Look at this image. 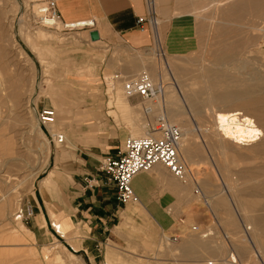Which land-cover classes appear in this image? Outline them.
<instances>
[{
	"label": "rangeland",
	"instance_id": "rangeland-1",
	"mask_svg": "<svg viewBox=\"0 0 264 264\" xmlns=\"http://www.w3.org/2000/svg\"><path fill=\"white\" fill-rule=\"evenodd\" d=\"M211 1L153 0L157 24L151 23L152 42L133 49L114 34L81 27L89 19L80 24L73 20L71 25L77 27L72 28L58 19L52 25L43 23L45 0H0V264H89L86 255L68 245L75 244L68 234L54 230L47 213V203L64 202L69 194L67 155L59 163L56 187L41 185L51 175L56 149L69 145L67 151L76 155V149L97 143L115 146L108 153H116L126 136H142L163 111L184 132L178 146L181 162L198 172L179 179L167 170L170 183L179 189V206L169 207L168 227L157 223L140 203H125L112 236L103 243L100 264H226L230 252L240 264H254L257 248L245 234L255 231L264 243V230L251 223L264 217V141L253 150L219 142L213 112L238 105L220 99L211 103L207 97L223 86L247 85L263 87L254 90L251 99L264 95V6L235 22L220 16ZM193 8L197 13L190 14ZM179 15L190 18L194 30L191 39L180 37L184 44L172 50L161 26L180 27L174 18ZM218 25L244 34L238 40L243 41L241 49L223 64H214L211 53L222 40L232 42L236 36L219 39ZM91 30L98 31L97 39L91 40ZM172 61L180 63L178 69L171 67L173 72L166 65ZM145 69L153 82L163 83L167 96L148 101L125 96L123 82ZM114 74L120 77L108 104L111 87H106L103 76ZM44 106L55 109L53 123L58 121V107L68 109L71 121L51 131L37 118V110ZM248 110L264 122V100ZM56 132L64 134L63 142H56ZM183 145L192 151L185 159L179 153ZM223 184L229 185L228 192L220 191ZM31 204L36 211L31 218H15L20 208ZM40 215L43 224L35 219ZM23 233L31 236L17 235ZM172 234L176 240L170 238ZM257 264H264V258Z\"/></svg>",
	"mask_w": 264,
	"mask_h": 264
},
{
	"label": "crops",
	"instance_id": "crops-1",
	"mask_svg": "<svg viewBox=\"0 0 264 264\" xmlns=\"http://www.w3.org/2000/svg\"><path fill=\"white\" fill-rule=\"evenodd\" d=\"M54 1L62 22L77 20L80 21L78 22L80 24L84 19H93L94 27L98 31L104 30L114 34L126 46L133 49L144 48L152 42L153 30L151 22L147 20L146 0ZM139 16L146 18L140 24L137 22ZM174 18L180 27L174 28L166 23L161 26L162 29H165L172 50L175 45L180 44V37L188 35L191 39L190 33L194 30L190 25V18L185 15ZM185 36L184 38H186ZM181 43L184 44V42ZM191 44L192 42L186 45L191 46ZM66 146L69 145L56 149L54 164L50 170L51 177L45 178V182L43 181L41 185H47L46 187L49 189L56 187L59 183V175H61L59 163H62L61 160L67 155L70 162L66 166L71 172V176L69 174L68 198L56 205L47 203V213L50 209L53 211L55 220L61 224L65 230L64 233L68 234L72 238V242L75 243L74 245L78 246L75 248L68 242L73 250L86 255L89 264H100L98 257L101 255L103 243L112 236V226H115V221L119 219L123 207L127 205L123 206L118 202L114 184L109 182L106 174L99 169L100 162L107 154L116 155L118 151L114 153L115 151L112 150L113 153H108L110 147L115 146L105 147L93 143L88 147L76 149V155H73L71 154L73 150L67 151ZM169 178L171 177L167 169L156 164L150 170L138 173L131 182L132 188L138 196V203L162 227H168L171 224L168 215L169 207L179 206L176 203L179 189L173 186L172 182L170 183ZM35 198L38 208L42 212L36 194ZM35 212L33 210V215ZM48 216L51 221L50 214ZM35 219L39 220L41 224L45 223L43 215L36 216Z\"/></svg>",
	"mask_w": 264,
	"mask_h": 264
},
{
	"label": "bare ground",
	"instance_id": "bare-ground-1",
	"mask_svg": "<svg viewBox=\"0 0 264 264\" xmlns=\"http://www.w3.org/2000/svg\"><path fill=\"white\" fill-rule=\"evenodd\" d=\"M184 1H186V0H184ZM191 1H194V2L199 3V4H201L203 2V0H191ZM210 3H212V7L214 8V10L220 9V12H219V15L220 16H224V18H226V19H228L230 17L235 22L236 21L238 22V21L242 20L244 14L248 13V11H249V13L250 12L251 13L257 12V10L262 9V7L264 6V0H212ZM43 6H44V4L42 3V5H41V19H42V22L43 23L44 22L45 23L46 22L47 23L49 22V25H52L53 23H56L58 21L57 19L54 20V19L49 18L47 16V14H45L43 12V9H42ZM152 8H153V4H152ZM194 9H196V8H193L192 10H190L189 13L191 14L193 12H196ZM153 11H154V14H155V9L154 8H153ZM212 18L213 17H211V19ZM214 18H215V16H214ZM211 19H210V22H211ZM154 22L157 24L156 19H155ZM216 29H217V32H218L217 34H219L218 35V38L219 39H221L220 38L221 36H223V37L226 36V38H228V35H230V36H236L233 39L232 42H228L227 43L226 41L225 42H222L223 40L222 41L220 40L221 42L219 43V46H218L219 49L216 50V51H214V52L211 50L212 51L211 55H212V58H213L212 61L215 62L214 64H223L226 61H228L232 56L235 57L234 54H236V52L238 53V51H239L238 49H241V48H239V46H240V44H242L243 41L241 43H239V42L241 41L240 39L243 38V35L244 34H241L240 32H237L235 28L233 29V28L227 27L225 25H218ZM226 38H224V40H226ZM238 40H239V42H238ZM238 57H239V55H238ZM176 62H178V61H172L171 64L168 63V62H166V65H167L168 69L169 70H172V68L178 69L180 63L179 64H176ZM229 63H232V62L230 61ZM202 65H203V62H202ZM200 67H202V66L200 65ZM146 71L149 72L148 70L145 69V72ZM172 72H173V70H172ZM148 75H149V73H148ZM220 76H222V75H220ZM223 76H225V75H223ZM251 77H253V76H251ZM251 77H250V80H252ZM150 78H151V76H150ZM217 78H220V77H217ZM151 80H152V78H151ZM257 81L258 80H256L255 82H257ZM158 83H161L162 86H163V88H164V85H163V83L161 81L158 82ZM170 86H172V85H170ZM174 86H175V84H174ZM113 88L112 87L110 88V90L112 92L111 91L109 92V101H108V104L112 101V98L111 97H113V95L115 93ZM257 88L258 89H263V87L261 88V86L260 87H257L255 85H247V86H245L244 88H241V89H239V88L233 89V88H230V86H223L219 91L210 93L211 95L209 97H207V101H209L211 103L214 102L216 99H220V100H223V101H226V102L228 101L230 103H233V104L238 105V107H235V108H232V109H226L224 107H220V108H218L217 110H215L213 112L212 116H213V121H214V124H215L214 130H215V135L218 138L219 142H221V143L226 142L230 146H231V144H232V146H233V144H236V145H234V146H236V148H243V149L253 150L255 147H257V145H260L261 144V141H264L263 140L264 139V122H262L258 118V116L255 115V113L253 114V113H251L248 110V109H250V107H252V108L254 107L255 102L260 101V100H262V101L264 100V95L261 98H256V100L250 98L249 95L252 92H254V90H256ZM49 95L50 94L48 93V96ZM163 95L164 96H167L166 93L165 94L162 93L157 98L162 97ZM50 96L53 97V95H50ZM164 96L162 98H164ZM189 106H191V104ZM162 115L165 116L166 119H168L166 117V114H165L164 111L162 112ZM57 120L58 121L55 122V123L47 124L49 126V129L51 131H53V130L56 131L58 128H61V126L65 125V124H67V123H69L71 121L69 119L68 109L66 107H58V110H57ZM88 124H91V123H88ZM89 129H91V128H89ZM196 129L198 130L199 128H196ZM148 131H149V129L147 131H145V133L143 135L147 134ZM183 136H184V132L181 131V137H183ZM64 137L65 136L63 134V140H64ZM232 141L235 142V143H233ZM56 142H58V141L56 140ZM58 143H60V142H58ZM178 146H179V144H178ZM178 146H177V153H178ZM180 147H181V145H180ZM182 147L183 148H180L179 153L181 154V156L183 158L184 157L187 158L189 155L192 154V151L190 149H187L186 148L187 147L186 145H183ZM178 156H179V154H178ZM179 159H180V157H179ZM180 160H183V159H180ZM156 164H161V163H156ZM156 164H154V165H156ZM188 168L189 169H187V167L185 166L186 175L183 178H179V177L174 176L172 173L171 174L174 177H176V178L186 179L188 177L189 172L193 174V172H196L197 171V170L196 171H193L194 169H196L195 167H188ZM38 170H36V172L33 174V177L36 176ZM146 171H148V170H146ZM191 171H193V172H191ZM141 172H144V171H141ZM197 175H199V174H197ZM193 177H195V176H193ZM228 186H226V185L223 184L220 191L228 192L229 191V188H230ZM138 201H139V199H138ZM138 201L133 202V203L137 204ZM48 211H49L48 214H50V218H51V221H52L53 225L57 226V232L60 233L61 235H64L65 234L64 233L65 230L63 229V227L61 226V224L55 220V216H54L53 211L51 209L48 210ZM19 217L21 218V214L19 216H16L15 218L18 219ZM251 223L253 224V226H252L253 228H254V225H258V223H259L260 228L262 230H264V217L258 218L257 220L255 218L253 221L251 220ZM11 231H13V230H11ZM257 234L258 233H256L255 231H253V234L252 235L251 234H248V235L245 234V239L247 240V238H248V240L250 241V243L253 244V246H256V248H257V249H255V252H254V256H255L253 258V263L254 264H257V261H260V259L264 258V245H263L264 243H262L261 239L259 238V236ZM17 235L19 237H22V238H29V236H31V235H27L26 233H23L21 235L20 234H17ZM187 242H189V240ZM73 247L77 248L78 246L77 245H74ZM241 252H243V249H241ZM69 253L71 255L73 254L72 252H69ZM228 255H227V258L225 260L226 264H228V258H229ZM55 256H56V254H55ZM73 256H74V254H73ZM235 257H236V255H235ZM56 259L60 260V256L57 255L56 256ZM247 259L249 260L250 257L247 258Z\"/></svg>",
	"mask_w": 264,
	"mask_h": 264
},
{
	"label": "built area",
	"instance_id": "built-area-1",
	"mask_svg": "<svg viewBox=\"0 0 264 264\" xmlns=\"http://www.w3.org/2000/svg\"><path fill=\"white\" fill-rule=\"evenodd\" d=\"M43 12L51 19H60L54 0H45L43 2ZM148 7V19L151 23L154 21V11L152 8L153 0H146ZM146 18L139 16L137 22L140 24ZM64 27L72 28L71 22H63ZM95 21L89 19L82 26L93 27ZM79 27V26H78ZM115 74L112 78L103 76V82L107 88L114 87L116 80L120 77ZM110 86V87H109ZM123 91L126 97L137 96L142 101L155 100L160 96L164 88L161 83H154L147 72H140L137 76L123 82ZM149 108L145 109L147 112ZM144 111V110H143ZM37 118L42 125L53 123L56 118L55 109L51 106H44L37 110ZM154 123L149 127L147 134L143 136L125 137L122 150L116 155L107 154L100 162L99 169L103 171L109 182H112L116 188V198L119 203L138 201V196L134 192L131 182L133 177L141 172L149 170L154 164L161 163L174 176L183 178L186 175L185 166L179 159L177 146L181 139L180 128L171 123L162 114H157L153 119ZM55 139L58 142L63 141V133H55ZM21 220L33 215L31 205L20 208ZM51 226L57 232V226ZM58 233V232H57ZM208 233V232H204ZM173 240L177 239L175 234L170 235ZM228 264H239L235 255L230 252Z\"/></svg>",
	"mask_w": 264,
	"mask_h": 264
},
{
	"label": "water",
	"instance_id": "water-1",
	"mask_svg": "<svg viewBox=\"0 0 264 264\" xmlns=\"http://www.w3.org/2000/svg\"><path fill=\"white\" fill-rule=\"evenodd\" d=\"M89 37L91 40H95L99 37L98 31L97 30H91L89 31Z\"/></svg>",
	"mask_w": 264,
	"mask_h": 264
}]
</instances>
